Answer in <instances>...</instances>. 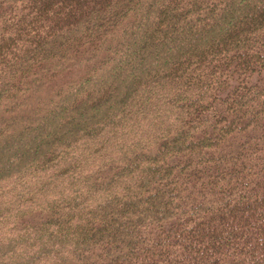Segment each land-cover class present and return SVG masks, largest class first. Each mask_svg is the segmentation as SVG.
I'll return each mask as SVG.
<instances>
[{
  "label": "trees",
  "instance_id": "1",
  "mask_svg": "<svg viewBox=\"0 0 264 264\" xmlns=\"http://www.w3.org/2000/svg\"><path fill=\"white\" fill-rule=\"evenodd\" d=\"M0 264H264V0H0Z\"/></svg>",
  "mask_w": 264,
  "mask_h": 264
}]
</instances>
